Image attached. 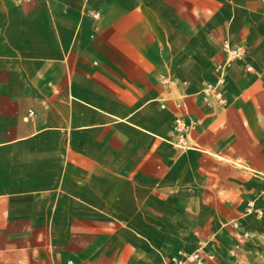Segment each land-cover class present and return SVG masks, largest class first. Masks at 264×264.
Segmentation results:
<instances>
[{
	"label": "crops",
	"instance_id": "0c3cea01",
	"mask_svg": "<svg viewBox=\"0 0 264 264\" xmlns=\"http://www.w3.org/2000/svg\"><path fill=\"white\" fill-rule=\"evenodd\" d=\"M263 194L264 0H0V264H163Z\"/></svg>",
	"mask_w": 264,
	"mask_h": 264
},
{
	"label": "rangeland",
	"instance_id": "374dc122",
	"mask_svg": "<svg viewBox=\"0 0 264 264\" xmlns=\"http://www.w3.org/2000/svg\"><path fill=\"white\" fill-rule=\"evenodd\" d=\"M195 251L198 260L187 255L176 263V252L163 264H264V194L251 200L240 219L227 224L214 244Z\"/></svg>",
	"mask_w": 264,
	"mask_h": 264
},
{
	"label": "built area",
	"instance_id": "2783aa9c",
	"mask_svg": "<svg viewBox=\"0 0 264 264\" xmlns=\"http://www.w3.org/2000/svg\"><path fill=\"white\" fill-rule=\"evenodd\" d=\"M92 16L96 19L100 17V11L96 10ZM223 48L226 53L224 61L216 64L214 67L215 79L206 84L200 92L202 99L205 103H209L210 98L216 99L218 102L226 103L227 98L225 96V88L227 82V72L229 67L236 61L244 60L247 55V48L242 44H232L230 39L226 38L223 41ZM249 70L251 66L247 67ZM180 106V105H179ZM194 126L193 123H189L184 116H176L173 122V131L176 137L175 144L180 147H187L186 136L188 131ZM192 260H198L199 254L194 251L191 254H186L185 251L180 250L176 253L174 261L176 263H182L183 256H187Z\"/></svg>",
	"mask_w": 264,
	"mask_h": 264
}]
</instances>
